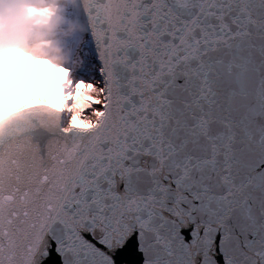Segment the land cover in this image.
Here are the masks:
<instances>
[{"label": "snow or ice", "instance_id": "snow-or-ice-1", "mask_svg": "<svg viewBox=\"0 0 264 264\" xmlns=\"http://www.w3.org/2000/svg\"><path fill=\"white\" fill-rule=\"evenodd\" d=\"M55 80L0 121V264H264V0H77Z\"/></svg>", "mask_w": 264, "mask_h": 264}, {"label": "rangeland", "instance_id": "rangeland-1", "mask_svg": "<svg viewBox=\"0 0 264 264\" xmlns=\"http://www.w3.org/2000/svg\"><path fill=\"white\" fill-rule=\"evenodd\" d=\"M32 2H40L43 6L40 11H36L30 8L32 3L27 0V7L32 13L28 23L33 22L38 26L33 29V34L38 37L33 39L35 45L31 44V51H28L31 62L28 66L30 72L41 73L44 81L46 69L52 72L56 64H61V56L55 45L64 43L68 36H73L74 39L79 32L72 25L74 16L67 0H32ZM27 38L28 36L23 41Z\"/></svg>", "mask_w": 264, "mask_h": 264}, {"label": "clouds", "instance_id": "clouds-1", "mask_svg": "<svg viewBox=\"0 0 264 264\" xmlns=\"http://www.w3.org/2000/svg\"><path fill=\"white\" fill-rule=\"evenodd\" d=\"M32 15L27 0H0V34L7 30L17 43L7 50H0V69L19 68L30 64L23 50V30ZM5 72L0 71V121L19 105L27 95V83L19 82L14 91L5 87Z\"/></svg>", "mask_w": 264, "mask_h": 264}, {"label": "trees", "instance_id": "trees-1", "mask_svg": "<svg viewBox=\"0 0 264 264\" xmlns=\"http://www.w3.org/2000/svg\"><path fill=\"white\" fill-rule=\"evenodd\" d=\"M32 0H29V2H31ZM30 21V18L28 20V22ZM26 24L24 30H23V39L26 38L27 36H29L30 34L33 33V29L35 27V23L31 22ZM73 40V36H68L67 38H65V42L64 43H60V45H55V47L57 48V50L59 51L60 54V62L61 64H56V66L58 65H64V63L68 62L69 59V48L71 45V42ZM17 41L15 39V37H13L7 30L4 31L3 34H0V50H7L8 48L12 47L14 44H16ZM56 66L55 69L51 72L49 69H46L45 75L43 76L44 81L42 80V74L39 73V76L41 77L39 83L42 85L44 84L49 85L51 84L56 77ZM13 69H15L16 71H18L21 74L24 73H32L30 72V70L28 69L27 65L23 66V67H19V68H13V67H8L7 69H0V71H12ZM34 74V73H33Z\"/></svg>", "mask_w": 264, "mask_h": 264}, {"label": "water", "instance_id": "water-1", "mask_svg": "<svg viewBox=\"0 0 264 264\" xmlns=\"http://www.w3.org/2000/svg\"><path fill=\"white\" fill-rule=\"evenodd\" d=\"M70 1H71V7L70 8H71V12H72L74 19H75V26H76V29L78 30V32H80L82 30V24H81L79 18L75 15V9L77 7V0H70ZM33 3L41 4L40 2H33ZM37 37L38 36L36 34H31L28 36V38L26 40L23 41L22 47H23V50L27 56L29 55V52L31 51V49H30V46L32 44L31 41ZM28 68H29V66H28Z\"/></svg>", "mask_w": 264, "mask_h": 264}, {"label": "bare ground", "instance_id": "bare-ground-1", "mask_svg": "<svg viewBox=\"0 0 264 264\" xmlns=\"http://www.w3.org/2000/svg\"><path fill=\"white\" fill-rule=\"evenodd\" d=\"M68 1V3H69V6L71 7V1L70 0H67ZM42 6H43V4H36V5H33L32 6V9H34V10H41V8H42ZM72 25L74 26V28H76V26H75V19H74V17H73V19H72ZM31 43H32V45H35V41L33 40V41H31Z\"/></svg>", "mask_w": 264, "mask_h": 264}]
</instances>
